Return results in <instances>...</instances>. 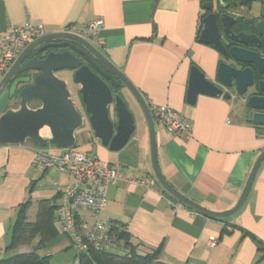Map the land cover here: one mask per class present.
<instances>
[{
	"label": "crops",
	"instance_id": "1",
	"mask_svg": "<svg viewBox=\"0 0 264 264\" xmlns=\"http://www.w3.org/2000/svg\"><path fill=\"white\" fill-rule=\"evenodd\" d=\"M207 1L215 6L220 2L0 0V33L23 26L27 18L34 26H42L45 33L68 31L70 25L86 29L91 21L102 19L99 42L94 45L121 69L149 105L179 111L192 127V137L186 138L155 121L157 158L164 177L190 199L209 209L225 211L238 201L264 150V126L255 124L242 106L223 96L199 94L194 104L187 102L191 67L198 66L213 80L222 59L213 45L199 41ZM262 4L264 0L234 3L239 11L250 14L257 13ZM123 93L131 100V108H137L142 116L130 93L126 89ZM38 106L37 102L30 104L31 108ZM135 131L119 151L102 145L87 121L75 133L74 149L79 150L78 141L87 144L89 148L83 152L104 162L121 163L132 178L153 176L157 181V188L147 191L133 183L111 185L101 220L126 225L133 243L143 251L159 248L160 258L167 264H264V249L260 248L264 247V161L243 206L220 221L169 196L153 171L149 129L144 125L140 133ZM36 147L30 140L25 144H0V258L35 249L40 234L14 251L7 247L20 206L29 203L27 221L35 222L41 202L48 200L49 208L56 207L52 214L56 233L38 252L51 261L58 257L62 263L61 259L74 249L76 263L78 250L61 232L56 214L61 191L74 179L56 169L33 166ZM47 147L56 152L67 149L54 144ZM79 218L89 225L96 219L91 210H81ZM47 220L42 217L40 225H47ZM211 237L217 239L214 246Z\"/></svg>",
	"mask_w": 264,
	"mask_h": 264
},
{
	"label": "water",
	"instance_id": "2",
	"mask_svg": "<svg viewBox=\"0 0 264 264\" xmlns=\"http://www.w3.org/2000/svg\"><path fill=\"white\" fill-rule=\"evenodd\" d=\"M254 1L262 0H250ZM236 2L242 0H220L216 6L207 1L203 5L207 13L202 18L199 41L213 45L222 59L213 80L198 66L191 67L187 102L194 104L199 94L223 96L245 107L252 121L264 126V79H256L264 74V57L255 50L261 47L264 37V4L246 23L248 29L235 31L238 19L228 10ZM50 40L67 42L48 44L39 53L48 48L69 49L51 50L41 57L33 54L38 45ZM66 70L71 73L68 81L57 75ZM68 83L77 86L75 94ZM123 89L130 93L147 121L152 167L160 185L178 201L208 217L225 219L238 212L264 161V150L230 209L215 211L190 199L173 187L160 170L155 121L144 95L94 43L78 33H44L22 50L0 79V144H25L30 140L39 147L54 144L62 149L74 148L75 133L87 121L102 145L119 151L136 128L132 106ZM32 102L40 106L31 108ZM44 129H48L46 135L42 134Z\"/></svg>",
	"mask_w": 264,
	"mask_h": 264
},
{
	"label": "built area",
	"instance_id": "3",
	"mask_svg": "<svg viewBox=\"0 0 264 264\" xmlns=\"http://www.w3.org/2000/svg\"><path fill=\"white\" fill-rule=\"evenodd\" d=\"M103 26L98 18L88 23L86 29L74 25L69 32L86 36L92 43L99 42V32ZM45 33L42 26H34L30 18L21 27H11L10 31L0 33V75L3 76L22 50ZM154 121L163 124L169 131L190 138L193 135L191 125L182 114L165 105H149ZM32 165L40 169H56L71 175L74 181L59 195L56 214L61 232L67 235L74 248L80 252L94 247L108 250L116 240L112 227L101 220L100 215L108 205V188L119 182L133 183L147 190L157 188L153 176L132 178L128 169L121 163L101 161L96 155L67 148L56 152L51 147H36ZM81 210H91L95 214L92 225L79 218ZM217 239L210 238V244L216 245Z\"/></svg>",
	"mask_w": 264,
	"mask_h": 264
},
{
	"label": "trees",
	"instance_id": "4",
	"mask_svg": "<svg viewBox=\"0 0 264 264\" xmlns=\"http://www.w3.org/2000/svg\"><path fill=\"white\" fill-rule=\"evenodd\" d=\"M248 1L250 2V0H245V2ZM48 204V200L41 202V209L35 222L27 221L29 203H24L20 206L17 220L13 226L12 240L7 250H16L20 245L27 243L28 240L37 234L41 235V239L34 250L23 253H11L0 258V264H52L49 256L38 252L56 233V227L53 224L54 217L52 215L56 207L49 208ZM42 217L48 218L47 225H40ZM214 219L224 221V219L220 218ZM109 224L116 236V240L112 246L108 250L100 251L94 247H90L84 252L78 251L76 264H167L161 260L159 248L153 251H143L139 248L138 244L133 243L131 240L132 236L126 225L118 223ZM230 228L225 227L224 230L230 231ZM260 248L264 249V247ZM115 249H121L122 253L116 252Z\"/></svg>",
	"mask_w": 264,
	"mask_h": 264
},
{
	"label": "flooded vegetation",
	"instance_id": "5",
	"mask_svg": "<svg viewBox=\"0 0 264 264\" xmlns=\"http://www.w3.org/2000/svg\"><path fill=\"white\" fill-rule=\"evenodd\" d=\"M228 12H230L231 14L235 15L238 19V23L235 25L234 29L235 31H240L242 28L243 29H248L247 27H245L246 23L249 22L252 18V14H250L249 12H242V11H239L237 8H236V5H234V3L231 5V8L228 10ZM243 26V27H242ZM61 42H67L66 40H50V41H47V42H43L41 43L40 45H38L36 47V49L34 50L33 54H37L39 57L43 56L45 53L51 51V50H65V49H69L68 47H63V48H48L46 50H44L43 52H38V50L48 44H54V43H61ZM226 43H230L229 41L226 40ZM257 52H259V54L261 56L264 57V37H262V43H261V47L260 48H256L255 49ZM82 60L84 63H86L84 57H82ZM64 72V71H63ZM66 74H69V71H65ZM259 79H264V74L263 75H259L256 77V79L258 80ZM81 103V102H80ZM242 109L244 111H246L245 107Z\"/></svg>",
	"mask_w": 264,
	"mask_h": 264
},
{
	"label": "rangeland",
	"instance_id": "6",
	"mask_svg": "<svg viewBox=\"0 0 264 264\" xmlns=\"http://www.w3.org/2000/svg\"><path fill=\"white\" fill-rule=\"evenodd\" d=\"M255 3H257V2H255ZM57 74H59L58 75L59 77H61L62 79H65L67 81L71 77V73L66 74L65 71L64 72L59 71ZM68 88L71 89L73 91V93L75 94V90H77V86L74 83H68ZM76 99H78V98H76ZM132 110L135 113L134 114L135 125H136V131L135 132L140 133V131H141L142 127H144V125H146V127L148 129L147 121L144 117V114L141 112L142 113V116H141V114H139V111L137 110V108L136 109L134 108ZM143 118H144L145 122H144ZM77 145H78L77 148L81 151H87L89 148L87 146V144H84V143L80 144L79 141H78ZM115 251L118 253H122L121 249H115ZM75 253H76V250H74V249L69 250L67 256H64V259L63 258L61 259V260H63L62 263H59L60 261H58V257L53 259L51 262H52V264H76L75 263Z\"/></svg>",
	"mask_w": 264,
	"mask_h": 264
},
{
	"label": "bare ground",
	"instance_id": "7",
	"mask_svg": "<svg viewBox=\"0 0 264 264\" xmlns=\"http://www.w3.org/2000/svg\"><path fill=\"white\" fill-rule=\"evenodd\" d=\"M48 133V129H44L43 131H42V134H44V135H46Z\"/></svg>",
	"mask_w": 264,
	"mask_h": 264
}]
</instances>
